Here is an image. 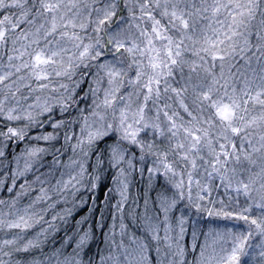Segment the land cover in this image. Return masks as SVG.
<instances>
[{
    "label": "snow or ice",
    "instance_id": "obj_1",
    "mask_svg": "<svg viewBox=\"0 0 264 264\" xmlns=\"http://www.w3.org/2000/svg\"><path fill=\"white\" fill-rule=\"evenodd\" d=\"M0 264H264V0H0Z\"/></svg>",
    "mask_w": 264,
    "mask_h": 264
},
{
    "label": "trees",
    "instance_id": "obj_2",
    "mask_svg": "<svg viewBox=\"0 0 264 264\" xmlns=\"http://www.w3.org/2000/svg\"><path fill=\"white\" fill-rule=\"evenodd\" d=\"M104 192H105V189L104 188H101L97 193L96 195L99 197V199L102 201L103 198H104ZM133 193H135V189H133ZM87 213V208H84V210L80 213V215H84ZM79 218V216H77V219Z\"/></svg>",
    "mask_w": 264,
    "mask_h": 264
},
{
    "label": "rangeland",
    "instance_id": "obj_3",
    "mask_svg": "<svg viewBox=\"0 0 264 264\" xmlns=\"http://www.w3.org/2000/svg\"><path fill=\"white\" fill-rule=\"evenodd\" d=\"M222 194V193H221ZM213 195L215 196L216 194L215 193H213Z\"/></svg>",
    "mask_w": 264,
    "mask_h": 264
}]
</instances>
